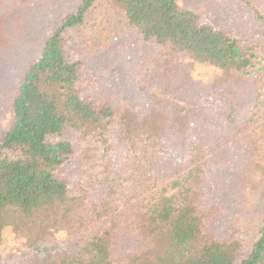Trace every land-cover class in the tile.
<instances>
[{
    "label": "trees",
    "instance_id": "16d2710c",
    "mask_svg": "<svg viewBox=\"0 0 264 264\" xmlns=\"http://www.w3.org/2000/svg\"><path fill=\"white\" fill-rule=\"evenodd\" d=\"M76 1L11 91L0 139V264H264V217L235 214L222 235L213 226L231 199L264 191V49L175 0ZM238 1L264 29V0ZM53 2L0 0V69ZM115 17L123 39L144 44L121 64L126 86H144L166 58L185 57L241 73L248 97L202 90L193 110L132 108L103 56ZM74 157L83 167L70 174ZM257 173L260 185L248 180Z\"/></svg>",
    "mask_w": 264,
    "mask_h": 264
},
{
    "label": "rangeland",
    "instance_id": "374dc122",
    "mask_svg": "<svg viewBox=\"0 0 264 264\" xmlns=\"http://www.w3.org/2000/svg\"><path fill=\"white\" fill-rule=\"evenodd\" d=\"M175 1L180 10L197 13L203 22L216 27L229 28L241 42H254L264 49V29L255 21L249 8L241 5L238 0ZM77 3L76 0H54L50 4V9L47 8L44 13L38 12L37 25L32 30L28 44L17 48L13 58L7 59L9 64L0 69V139L9 125L11 91L15 88L21 73L28 63L38 57L44 37L54 30L63 15L76 10ZM24 16L27 14L25 13ZM115 20V24L110 23L103 31V43L108 48L103 52V56H105V64L111 61L116 71L113 74L112 87L122 93L132 108L144 110L153 107L154 112L165 113L168 112L170 103H176L182 108L193 110L199 106L198 94L201 95L202 90L207 91V94L214 91L220 93L224 99L230 96L229 93L233 90L240 95L241 100H246L248 97L251 82L247 77H242L241 73L227 75L213 67L191 63L185 57L166 58L165 64L158 68L159 70L151 71V76L144 86L135 90L126 86L127 81H121V78H118L122 70L121 64L128 57L134 58L142 53L144 44L135 35L134 37L127 35L128 41L123 39L122 29L117 25L121 21L116 17ZM123 44L126 45L122 46ZM130 45L132 47L126 50L127 52L122 50ZM241 77L243 81L235 88H231L234 79ZM259 91L261 94L257 96V100L264 101V87L259 88ZM220 95L212 96V99L219 102L222 99ZM169 110H171L170 106ZM170 114L168 116L172 117V113ZM193 114H190L189 120L194 126L199 123L200 117H194ZM81 167H83L82 161L74 157L68 162L66 170L70 174H76ZM258 176V173L248 175V180L260 185ZM225 207L220 220L213 225L221 235L225 234L224 221L234 220L235 214L236 216L241 214V217L245 219L249 211V215L256 212L257 217H264V191L256 189L251 194L247 191L243 197L238 195L235 199H231ZM13 222L14 217L8 215L4 231L7 243H5V251L11 248L8 245L11 243Z\"/></svg>",
    "mask_w": 264,
    "mask_h": 264
}]
</instances>
